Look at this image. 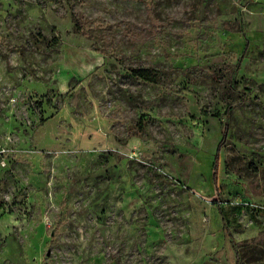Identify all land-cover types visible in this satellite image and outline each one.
Returning <instances> with one entry per match:
<instances>
[{
    "label": "rangeland",
    "instance_id": "1",
    "mask_svg": "<svg viewBox=\"0 0 264 264\" xmlns=\"http://www.w3.org/2000/svg\"><path fill=\"white\" fill-rule=\"evenodd\" d=\"M232 241L264 264V0H0V264H235Z\"/></svg>",
    "mask_w": 264,
    "mask_h": 264
},
{
    "label": "trees",
    "instance_id": "2",
    "mask_svg": "<svg viewBox=\"0 0 264 264\" xmlns=\"http://www.w3.org/2000/svg\"><path fill=\"white\" fill-rule=\"evenodd\" d=\"M72 16H73V18L75 20L74 30L76 32H80L82 29H81V25L79 24L78 16H77V14L75 12H72ZM247 48H248V41H246V45H245L244 51L242 52V55L240 56V58L238 60L237 66H239L241 64V61L244 59V56H245ZM237 68H239V67H237ZM135 74L137 76H139L140 78L146 80V81H152L153 80V75L147 70H136ZM230 114H231V107L228 106L226 108V110H225V120H224V126H223L224 137H223V139L221 141V145L222 146H225L226 143H227V139L226 138H227V135H228V132H229V118H230ZM219 210L221 212V208H219ZM231 243H232V246H233V250H234V252L236 254L235 264H239L237 249H236L233 241Z\"/></svg>",
    "mask_w": 264,
    "mask_h": 264
}]
</instances>
